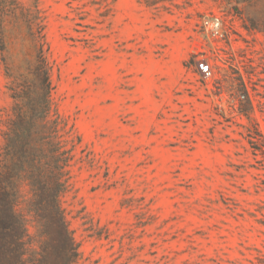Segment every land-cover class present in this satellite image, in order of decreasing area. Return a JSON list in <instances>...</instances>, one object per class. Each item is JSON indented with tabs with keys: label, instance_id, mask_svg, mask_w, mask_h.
Wrapping results in <instances>:
<instances>
[{
	"label": "rangeland",
	"instance_id": "1",
	"mask_svg": "<svg viewBox=\"0 0 264 264\" xmlns=\"http://www.w3.org/2000/svg\"><path fill=\"white\" fill-rule=\"evenodd\" d=\"M24 9L38 10L52 100L79 138L61 198L74 264H258L264 0L0 1V146L8 88L30 87Z\"/></svg>",
	"mask_w": 264,
	"mask_h": 264
},
{
	"label": "trees",
	"instance_id": "2",
	"mask_svg": "<svg viewBox=\"0 0 264 264\" xmlns=\"http://www.w3.org/2000/svg\"><path fill=\"white\" fill-rule=\"evenodd\" d=\"M16 12L17 0H0ZM36 47L27 73L30 87L10 86L13 105L2 120L0 146V264H74L78 244L61 198L68 188L79 138L52 100L49 64L38 10L19 15ZM17 17V16H16ZM36 33L38 35H36ZM258 223L264 227V207ZM264 264V254L257 257Z\"/></svg>",
	"mask_w": 264,
	"mask_h": 264
},
{
	"label": "clouds",
	"instance_id": "3",
	"mask_svg": "<svg viewBox=\"0 0 264 264\" xmlns=\"http://www.w3.org/2000/svg\"><path fill=\"white\" fill-rule=\"evenodd\" d=\"M206 31L213 36L219 35L221 31V20L220 18H206L204 21Z\"/></svg>",
	"mask_w": 264,
	"mask_h": 264
},
{
	"label": "built area",
	"instance_id": "4",
	"mask_svg": "<svg viewBox=\"0 0 264 264\" xmlns=\"http://www.w3.org/2000/svg\"><path fill=\"white\" fill-rule=\"evenodd\" d=\"M216 17H218V16H212L210 18H216ZM204 21H205V19H203V25L205 27ZM198 66H199V69L198 70H199V72H200L201 75L207 76L210 73V66H209L208 63L201 62V63L198 64Z\"/></svg>",
	"mask_w": 264,
	"mask_h": 264
}]
</instances>
